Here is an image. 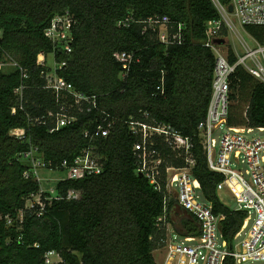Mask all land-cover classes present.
<instances>
[{
  "label": "trees",
  "instance_id": "trees-1",
  "mask_svg": "<svg viewBox=\"0 0 264 264\" xmlns=\"http://www.w3.org/2000/svg\"><path fill=\"white\" fill-rule=\"evenodd\" d=\"M219 1L225 6L231 3ZM65 15L74 21L70 55L45 33L54 18ZM156 16L170 18V33L183 25L181 44L167 45L158 29H149V20ZM220 18L213 0H0V62L8 55L30 75L24 81L28 88L22 110L14 92L22 83L21 72L0 70V264H45V255L53 250L66 264H158L154 252L164 246L167 225H174L177 209L176 199L166 190V169L184 168L188 158L196 162L192 171L202 198L212 203L215 214L225 215L223 238L234 248L247 214L222 202L217 186L224 177L209 169L200 130L208 115L215 68V56L205 47L206 25ZM126 20L129 25L120 26ZM245 30L264 43V27ZM122 52L140 58L126 78L121 77L122 66L115 57ZM41 53L67 61L59 75L97 101L91 111L72 110L77 122L53 133L52 123L30 120L59 110L55 97L44 89L51 67L37 64ZM229 54L234 63V52ZM231 91V102L245 94L248 99L244 117L230 109L229 126L264 127V83L238 67ZM104 115L116 121L111 134L90 141L85 132L94 130ZM132 120L169 125L191 140L187 154L173 149L163 137L153 138V148L163 160L161 190L137 172L134 146L141 138L131 132ZM16 128L26 130L25 141L12 136ZM90 145L96 147L103 172L56 186L59 196L76 191L81 198L46 202L42 216L37 209H26L41 185L24 178L27 164L19 155L37 147L54 171L64 172L62 162H73ZM48 196L44 194L43 200ZM180 212L181 229L174 225L176 231L181 236L200 235L196 217ZM162 216L166 220L159 224ZM224 264L236 261L227 257Z\"/></svg>",
  "mask_w": 264,
  "mask_h": 264
},
{
  "label": "built area",
  "instance_id": "built-area-1",
  "mask_svg": "<svg viewBox=\"0 0 264 264\" xmlns=\"http://www.w3.org/2000/svg\"><path fill=\"white\" fill-rule=\"evenodd\" d=\"M213 2L221 18L211 20L206 25L205 47L209 48L215 56V68L213 93L207 119L200 125L201 137L207 153L209 169L224 177L217 186L218 190L229 191L239 205L235 210L245 212L247 216L235 237L234 248H229L221 229L225 215L215 214L212 203L202 198L201 184L194 177L192 171L196 163L195 160L188 158V165L184 168L168 167L166 169V190L170 194L172 193L171 186H178L176 207L196 217L201 233L200 235L182 236L183 241L178 242L177 237L180 234L174 225L168 223L165 244L157 250L164 252L162 264H199L200 262L224 264L227 257H233L236 264L254 262H263L264 264V127H231L228 124L232 104V78L238 67H242L254 78L264 83V43L254 38L255 46L252 47L244 41L245 52L241 55L234 53L236 56L234 63L230 60L229 52L222 49L224 45L215 43L216 39H224V30H236L234 20H237L244 29L248 26L264 27V0H231L232 13L229 12L230 5L225 6L219 0H213ZM170 22L168 16H156L149 20V29L155 31L158 27H164V30L159 32L160 40L167 45L181 44L184 36L183 25H179L177 32L170 33L168 29ZM73 24L74 21L69 16H57L45 32L53 44L61 47L66 55L73 52L74 38L71 33ZM122 25L128 26L129 20L120 24V26ZM1 37L2 31L0 30ZM49 56L54 59L55 67L50 68L45 74L44 89L55 97L59 110L57 112L49 111L47 116L30 118V120L38 125L52 123L50 133H53L77 122L78 116L72 113V110L84 112L87 108L88 111H91L92 108H96L97 101L95 96L90 97L78 92L73 84L59 75V72L66 68L67 61H56L54 53ZM48 57L43 53L39 54L37 64L42 67L49 66ZM115 57L122 66V78H126L133 66L140 62V58H136L133 53L129 52L117 53ZM4 67L14 68L21 72L22 83L14 92L20 102V108L23 110L25 91L28 88L24 81L30 78V75L27 69L8 55L0 62V70ZM158 89L163 90V87H158ZM16 113L17 108L14 107L12 114ZM145 116L149 117L148 114ZM115 123V119L110 115H104L94 130L85 132V137L90 141L97 137L106 138L111 134ZM128 124L131 132L141 138V141L134 146L138 165L137 172L146 177L155 186V189L161 190L163 160L160 153L153 148L155 146L153 138L155 136L163 137L173 149L184 150L187 154L192 148L191 140L169 125H149V123L134 120ZM255 130L263 134L250 137V134ZM220 131L224 132L220 134V141H217L215 135ZM11 134L19 141L26 140L25 129L16 128L11 131ZM19 157L27 164V169L23 174L24 178L38 181L41 185L39 194L32 195L27 200L26 209H37L38 216H42L46 212V202L81 198V194L76 191H69L65 198L57 194L56 187L50 191H46L42 187L41 172L54 169L45 161L37 147L32 146L29 151L21 153ZM61 168H63L66 177L60 181H76L103 172V166L94 145L84 148L73 162L64 160ZM44 194H49L45 200H43ZM253 211L256 212L254 224L246 237L237 243L252 220ZM19 220L23 221V212L20 213ZM165 220L166 216H162L158 219V223L162 224ZM8 223L12 224V220L9 219ZM45 264L66 263L61 254L53 250L45 255Z\"/></svg>",
  "mask_w": 264,
  "mask_h": 264
},
{
  "label": "rangeland",
  "instance_id": "rangeland-1",
  "mask_svg": "<svg viewBox=\"0 0 264 264\" xmlns=\"http://www.w3.org/2000/svg\"><path fill=\"white\" fill-rule=\"evenodd\" d=\"M234 25L236 26V30L235 31H228L226 30V36H224V39L226 40L225 45L222 47L223 50L225 51H233L234 53L237 54H244L245 49L243 47V42L246 41L250 46L254 47L255 46V42H254V37H252L249 33L246 32V30L240 26V24L238 23L237 20L233 21ZM159 31H163L164 27H158L157 28ZM48 64L51 68L55 67V62L54 59L52 57H48ZM13 70V69H8ZM247 99H248V95L245 94L244 96L240 97L239 99L232 101V107L231 109H233V111H235V114L237 117L239 116H245V111L247 109ZM222 132L224 131H220L215 135V138L217 139V141H220V134H222ZM263 133L259 132L258 130H255L253 133L250 134V137H257V136H261ZM246 168V166H244ZM40 177L42 178V187L46 190V191H50L53 188L56 187V185L58 184V182H60L61 179H64L66 177L65 172L62 171H51V170H43L41 172ZM247 177V176H246ZM179 188L178 186H171L170 191L172 193L169 194V196L172 199H176V192H178ZM220 198L222 200V202L229 206L232 209H237L238 208V203L236 201V199L234 198V196L227 190L221 191L219 193ZM181 209H175V212L173 214V222L174 225L179 227V229H181V216H180V212ZM252 220L249 222L248 227L245 229V231L243 232V236L237 240V243L242 241L246 235L249 233V231L251 230L254 221H255V217H256V212L253 211L252 212ZM177 241L181 242L183 241V237L181 235H178L177 237ZM164 252L162 250L159 251H155L154 252V256L157 259V263L158 264H162L163 262V254ZM199 264H204V262H200ZM248 264H263V262H254V263H248Z\"/></svg>",
  "mask_w": 264,
  "mask_h": 264
},
{
  "label": "water",
  "instance_id": "water-1",
  "mask_svg": "<svg viewBox=\"0 0 264 264\" xmlns=\"http://www.w3.org/2000/svg\"><path fill=\"white\" fill-rule=\"evenodd\" d=\"M229 12H230V13L233 12V6H232V5L229 6ZM215 43H216V44H219V45H225L226 40L223 39V38H222V39H216V40H215Z\"/></svg>",
  "mask_w": 264,
  "mask_h": 264
},
{
  "label": "crops",
  "instance_id": "crops-1",
  "mask_svg": "<svg viewBox=\"0 0 264 264\" xmlns=\"http://www.w3.org/2000/svg\"><path fill=\"white\" fill-rule=\"evenodd\" d=\"M157 252V251H156ZM156 258V257H155ZM156 261H157V259H156ZM158 262V261H157Z\"/></svg>",
  "mask_w": 264,
  "mask_h": 264
}]
</instances>
